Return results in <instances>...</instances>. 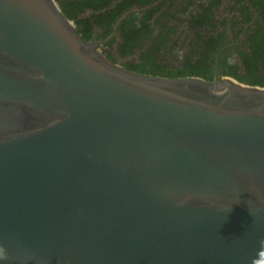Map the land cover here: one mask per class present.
Wrapping results in <instances>:
<instances>
[{
	"label": "water",
	"instance_id": "water-1",
	"mask_svg": "<svg viewBox=\"0 0 264 264\" xmlns=\"http://www.w3.org/2000/svg\"><path fill=\"white\" fill-rule=\"evenodd\" d=\"M264 87L129 71L56 0H0V264H264Z\"/></svg>",
	"mask_w": 264,
	"mask_h": 264
},
{
	"label": "flooded vegetation",
	"instance_id": "flooded-vegetation-1",
	"mask_svg": "<svg viewBox=\"0 0 264 264\" xmlns=\"http://www.w3.org/2000/svg\"><path fill=\"white\" fill-rule=\"evenodd\" d=\"M121 1L114 0L102 12ZM211 1L153 0L146 7L134 6L109 27L106 39L102 37L107 29L95 26L90 42H97L105 57L113 53L116 62L112 63L124 67L128 62L140 63L141 54L158 40L161 57H167L164 63L170 68H189L213 80L228 77L264 87V0H220L213 6ZM147 11L153 16L142 23ZM131 13H139V25L150 37L141 40L134 53L122 56L119 49L125 41L118 28Z\"/></svg>",
	"mask_w": 264,
	"mask_h": 264
},
{
	"label": "trees",
	"instance_id": "trees-1",
	"mask_svg": "<svg viewBox=\"0 0 264 264\" xmlns=\"http://www.w3.org/2000/svg\"><path fill=\"white\" fill-rule=\"evenodd\" d=\"M61 11L64 15L74 21L75 27L79 34L85 41H92V33L95 26L107 29V32L103 35L102 39H106L111 33L109 27L116 23V21L127 11L133 9L134 6L146 7L153 2V0H123L116 4L112 9L102 12L103 9L111 5L114 0H56ZM212 6L219 4L220 0H212ZM158 8L155 9L157 11ZM90 12H93L90 14ZM99 12V14H97ZM139 13H131L123 20L118 28L123 37L125 44H122L119 49V53L122 56L134 53V47L146 37H150V32L142 31V26L139 25L137 15ZM153 14L146 12L143 16L142 23H145L150 19ZM152 30V29H150ZM115 42V39L111 40L109 44ZM142 47V44L139 46ZM160 42L157 40L156 44L149 46L145 52L141 54L140 63L128 62L124 65L129 71H133L141 74H148L153 76L165 77V78H183L198 76L203 79L212 81L213 77L208 76L206 73L198 71H191L189 68H170L169 65L164 63L167 57H161ZM106 58L111 62H116L113 58V53H108ZM256 85L257 83H252Z\"/></svg>",
	"mask_w": 264,
	"mask_h": 264
},
{
	"label": "clouds",
	"instance_id": "clouds-1",
	"mask_svg": "<svg viewBox=\"0 0 264 264\" xmlns=\"http://www.w3.org/2000/svg\"><path fill=\"white\" fill-rule=\"evenodd\" d=\"M231 62V61H230ZM260 245H261V248L264 249V240L260 241ZM0 258H4L6 259V256H5V253H4V250L2 248H0Z\"/></svg>",
	"mask_w": 264,
	"mask_h": 264
},
{
	"label": "built area",
	"instance_id": "built-area-1",
	"mask_svg": "<svg viewBox=\"0 0 264 264\" xmlns=\"http://www.w3.org/2000/svg\"><path fill=\"white\" fill-rule=\"evenodd\" d=\"M72 24L74 25V23L72 22ZM75 26V25H74Z\"/></svg>",
	"mask_w": 264,
	"mask_h": 264
}]
</instances>
